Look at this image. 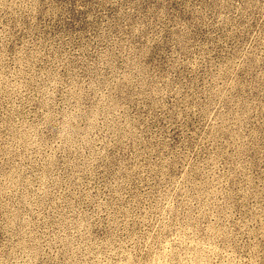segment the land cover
<instances>
[{"label": "rangeland", "instance_id": "1", "mask_svg": "<svg viewBox=\"0 0 264 264\" xmlns=\"http://www.w3.org/2000/svg\"><path fill=\"white\" fill-rule=\"evenodd\" d=\"M0 264H264V0H0Z\"/></svg>", "mask_w": 264, "mask_h": 264}]
</instances>
